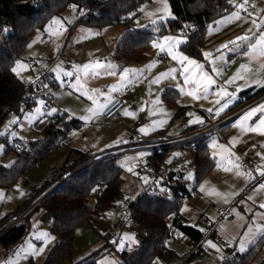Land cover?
Wrapping results in <instances>:
<instances>
[{
	"label": "rangeland",
	"instance_id": "obj_1",
	"mask_svg": "<svg viewBox=\"0 0 264 264\" xmlns=\"http://www.w3.org/2000/svg\"><path fill=\"white\" fill-rule=\"evenodd\" d=\"M238 8L243 10L244 7ZM169 12L171 15L168 14ZM83 16L86 18L85 13H83ZM172 18L173 12L168 0H153L142 7L141 14L135 17L129 25L116 23L104 27H95L78 22L79 14L77 7L71 6L47 22L44 29L36 30L32 40L15 63L14 68L17 67L18 63L27 66L19 68V75L16 74L26 84H34L37 81L38 70H52L54 77L47 84V87L42 89V94L46 97L53 96L54 102L51 104L47 103L43 98H38L31 108L23 110L21 114L12 113L8 115L0 127V133H4L0 138L5 137L6 139L8 131H11L12 138H7L6 140L12 146H15L16 150L22 142L39 140L42 138V130L48 124L51 117L59 110L79 120L81 125L69 134L61 145L55 148L48 157L41 160L34 170L20 177L13 187L6 189L0 186V230L6 225L10 227L21 209L29 205V202L33 199V197H30L31 193L42 188L47 182L52 180L40 192L44 193L53 181L61 177H68L69 173L72 176L77 171L82 170L84 167L74 171L83 162L79 160L80 152H85L95 157L100 150L105 148L106 144L113 141L118 132L124 130L118 129L116 125L123 124L122 126L129 127V131L132 134L131 137L137 138L138 136H142L143 139H148L156 132L168 129L175 119L177 120L176 126L180 124H185L188 127L197 126L198 124H188L190 119L196 118L203 119L204 123L206 122L203 111L198 107V103L195 100L189 103L190 106L183 108L181 100H179L178 104L174 105L162 99L161 94L164 88L166 86H173L183 77L180 71L181 65L177 61H174L168 55L164 56V52L153 46L149 58L142 63L117 59L114 54L118 40L129 27L130 29H138L148 25L155 26L159 22H167ZM56 21H59V23H56ZM152 21H156V23L153 24ZM50 25L51 28L49 27ZM44 33L48 37L44 38ZM153 41L162 42L163 36L156 35L152 40V45ZM39 57L41 59L39 63L33 64L32 61L37 60ZM97 61L105 66L109 64L115 66L112 69L115 74H106L105 69L101 68L98 70V75L91 69L85 75L83 65L94 64ZM150 65L151 67H149ZM73 66H77L80 69L79 73H77V67ZM58 67L65 71H72L74 75L71 78L62 76L61 79H56L55 70ZM173 68L177 69V72L174 74L175 79L169 76L161 79L159 83H152L161 73L168 72ZM124 69H129L130 71L125 76L126 84L121 87V76L124 75ZM77 74L80 76L81 87L91 92L93 99L97 101L95 105L87 96L82 95L80 90L71 86L76 82ZM108 96H111V103L117 99L122 100L127 108L132 109L130 112L133 115L122 119L121 123H115L112 120H104L100 110L101 118L99 120L92 118L88 125L83 127L85 120H82L81 117H93L94 115H91L87 110L99 108L101 104L106 102ZM40 100L44 101L43 105L39 103ZM156 101H159V103H156ZM45 107L48 108V113L45 112ZM37 108L44 115L37 113ZM52 108H55L57 111L50 114V109ZM179 109H181L180 116L176 117ZM189 113L192 115H189ZM13 120L17 122L10 123ZM138 121L141 124L136 128L135 125ZM161 121L164 123L161 124ZM140 127H145L147 132L141 133L139 131ZM218 142L216 147L213 148L211 146L212 140H210V151L218 155L219 158L215 159L214 168L200 180V186H203L204 191L206 190L207 193L204 194L205 192L203 191L204 195L200 198H186L180 208V213L193 226L199 224L196 221L199 220L201 215L207 214V216H210L207 213L208 209L218 211L219 208L233 207L237 203L236 199L245 192L244 189L241 191L240 184L238 185L234 182L239 181V177L242 175V167L237 164L236 159L232 155L225 152L224 147H221V144H218ZM0 147L3 148V151L0 152V163L5 166H11L16 160V152H6V141L1 139ZM140 153L117 157L116 163L123 169L124 183L122 193L104 212H100V214H105L108 217L107 223L91 219L78 224L74 238L73 264H83V261L95 251L102 252V255L97 259L95 264H114V262L120 261L119 253L121 251L119 249V242L123 239L124 234L127 233L136 240V226L129 211V204L144 193L146 185L143 178H139L137 165L141 159L148 157V153L143 152V156ZM175 153H180L181 155L176 156ZM183 154L181 149H174L166 161H174V157H180ZM186 156V161L193 162L191 155L186 154ZM121 164L125 166L122 167ZM65 166H68L65 169L66 171L52 179L49 173L52 171L55 176ZM127 167H131L132 172L127 171ZM225 169L228 170L226 171ZM262 183H264V180ZM259 185L260 183L256 185L257 187L255 186L257 189H253L243 197H262L264 189H261ZM97 192L95 191L91 197L93 202L97 200ZM235 194L238 196L237 198H234ZM133 196L136 198L131 199ZM125 197L129 199H125ZM43 213L42 209H38L27 219L18 222V225L27 222V232L22 240L8 247L3 246L0 241V264H44L49 250L58 240V237L50 230L52 220L44 218ZM119 218L124 221L128 220L129 222L117 228L115 222ZM44 232L55 237L54 240L49 241L46 245L43 238H38ZM105 235H107L109 242H107L108 240ZM113 241H117V243L114 244ZM29 243L38 248H44L43 253L39 256L30 255L28 253ZM135 246L136 243L125 242V248L127 249H133ZM106 247L109 248V251L103 253ZM170 247L176 252V258L184 255L187 249L183 243L178 242L174 238L170 241ZM226 249L227 247L224 248L222 253H217L215 249H212L206 255H197L196 258L211 259L217 262L221 260V255L226 256ZM260 258H264V246L261 249ZM65 264L70 263L67 262Z\"/></svg>",
	"mask_w": 264,
	"mask_h": 264
},
{
	"label": "trees",
	"instance_id": "obj_2",
	"mask_svg": "<svg viewBox=\"0 0 264 264\" xmlns=\"http://www.w3.org/2000/svg\"><path fill=\"white\" fill-rule=\"evenodd\" d=\"M152 1L0 0V127L8 115L21 114L23 100L33 90V84H26L12 69L37 29H44L46 23L53 17L73 5L77 7L80 23L95 27L116 23L129 25L141 14L142 7ZM168 2L173 18L167 22H159L155 26L148 25L138 29L129 27L116 44L114 54L117 59L145 62L149 58L153 38L156 35L162 37L172 33L185 35L186 41L180 45L181 51L191 58L202 60L201 47L208 24L234 6L233 3L229 4L228 0H168ZM83 13L86 14V18ZM5 28L7 32L4 31ZM161 96L163 100L176 104L180 95L178 90L166 88ZM179 113L180 110L176 117ZM80 125L79 120L59 110L54 119L52 117L44 127L42 138L39 140L22 142L16 150L15 146L6 140L7 138L1 137V140L6 141V152L15 151L17 157L11 166L0 163V186L6 189L13 187L20 177L34 170L41 160L48 157L61 145L64 138ZM195 158L198 169L197 182H200L216 163L215 158L211 156L207 139L197 145ZM97 159L98 157L80 152L79 160L83 162L74 171L84 168L66 179L36 208L43 210L44 218L52 220L50 230L58 237L49 250L44 264L67 262L73 264L74 238L78 224L104 212L122 193L123 169L117 165V157L99 162ZM67 167L55 174V177L63 174ZM51 181L31 193L30 197H36ZM185 182H182L181 187L184 193L187 192ZM93 188L98 191L96 202L91 199L95 192ZM181 205L182 201L179 198L172 201L156 194H149L146 189L131 202L129 211L136 226L138 243L131 251L124 248L119 253L121 264H158L171 260L176 253L174 254L175 251L170 247V241L179 233L189 235L194 242H199L203 236L201 229L186 225L183 221L170 219L172 215L180 214ZM201 220L199 219L197 223L200 224ZM7 227L8 225L3 229ZM26 232L27 222L11 226L0 236V241L3 246L8 247L22 240ZM105 237L107 238V235ZM107 240L109 242L108 238ZM263 246L264 241H258L242 255L228 250L227 264H261L264 261V258H260ZM108 247L104 248L103 253ZM101 255L102 252L95 251L83 261V264H95Z\"/></svg>",
	"mask_w": 264,
	"mask_h": 264
},
{
	"label": "crops",
	"instance_id": "obj_3",
	"mask_svg": "<svg viewBox=\"0 0 264 264\" xmlns=\"http://www.w3.org/2000/svg\"><path fill=\"white\" fill-rule=\"evenodd\" d=\"M237 1L238 0H233V4L235 5ZM262 10H264V7L257 8L251 14H246L244 13V8L243 10H240L239 8H233L228 10L221 16L215 18L208 24L201 47L202 60H196L204 64L205 70L213 76V78L217 81V85L213 87L212 93L209 94L208 99H194L192 96L187 95L186 92L181 93L179 91L178 85L184 86L187 90H191L190 85H184L183 77L180 78L178 82H176V84H174L173 86H166V88H174L178 90L180 95L179 100H181L183 108L190 106L189 103L195 100L198 103V107L201 109V111H203L205 117V112H207L206 109L213 108L215 111V109L218 107L215 101L221 98L214 95L217 88L225 87L229 93H233L234 95L227 108L220 113V115H222L223 113L232 109L234 106L242 103L243 100L254 96L256 93L264 89V87H260L255 83L256 80H264V69H262V66H264V57L257 56L253 58L245 55V53L248 51L249 41L238 39L239 37L247 36L251 38V42H254L259 37L261 32H264V11ZM236 13H239V19L234 18L231 20H227L226 23H220V21L225 20L229 16H234V14ZM253 21H255L256 23L253 24ZM164 36L177 37L182 41L181 44L186 41V37L184 34L169 33ZM230 41H236L239 45L236 51L231 50L233 48V45L229 43ZM225 44H228L229 47L224 48L223 46ZM180 45L175 49L177 53L181 52ZM204 52H211L213 55L211 58H209V60H205L203 57ZM221 54H223L226 58L225 61H220L218 59ZM166 55L167 53L164 52V56ZM213 59L216 60V67L220 70V75H217L216 73H213L211 71L212 64L209 61ZM242 66H245L243 70ZM238 72H242L240 78L233 80L231 83H226L227 81L231 80L232 77L236 76ZM166 88H164V90ZM226 99V97L222 99L221 103H224ZM179 100L178 102H180ZM178 102L176 104H178ZM261 104H264V102H262ZM106 108L101 109V112L103 113ZM126 109L129 112L132 111V109L127 108L125 104V106L121 110L120 118L112 120V122L115 121V123H121L122 119H125L127 117L123 114ZM101 112L94 115L90 119L96 118V120H99L101 118ZM243 115H241V117ZM178 116H180V113ZM241 117L223 128V136L213 135L210 136L207 140L209 146L210 140L215 138L217 141H219L218 144L223 145L225 152H228V154L232 155V157H234L236 161L238 159H247L251 161V163L253 164V168L248 170L242 167V175L239 177L240 183H238L239 181H234L235 184H240L241 191L242 189H244L245 192L242 193L239 198H237L238 196H236V194L234 195V198H237V203L233 207L228 206L223 209L219 208L218 211L208 209L207 213L210 216H207V214H203L199 218L207 219L208 221L217 224V236L211 237L208 240H212L213 242L217 243L220 247H222L223 251L224 248L227 247L226 252L228 250H232L234 254L240 253L236 250L239 246L238 242L249 228H252L253 231H257L259 226H264V217H262L261 215L264 214V208L260 207L261 204H264V195L260 198L251 196L252 199L243 197L253 189H257L256 185V187L250 186V182L254 176H260V172L257 171V168L264 169V159H262V156H264V135H262L260 132L250 130V127H255V125L259 123L261 116L259 113H257L252 118H250L247 123H244L242 125L240 124ZM90 119L87 120V124L86 121L84 122L83 127H86L88 125ZM122 125L123 124H119L116 126L118 127V129L124 130L118 132V135L113 138V141L106 144V146H104L105 148H103V150H100L95 157H100L103 154L120 147L121 145L128 144L133 141V136L131 137L132 134L129 131V127H125ZM197 126H199V124ZM129 135L131 138L129 137ZM129 138L130 140H128ZM210 153L211 156H213V153L211 151ZM214 158L218 159L219 156L215 154ZM248 173H251V178L249 177ZM263 180L264 177H262V181ZM193 186H195L199 191V196L196 198H200L207 193L206 190H203L205 192L203 194V191L200 190V182H197V180L193 181ZM240 201L243 202L241 203ZM228 208L230 209V214L228 215V217L222 218V213H224V211H226V209ZM237 212L240 213L239 216H237ZM180 215L182 216L184 224L190 226L192 225L191 223H188L186 221L187 218H185V216H183L181 213ZM196 228L200 229V224H197ZM222 228L223 231L221 230ZM233 238L235 242L231 247H229L228 239ZM207 241L203 246L204 249H201L203 251L200 253L191 252V246L184 244L187 247L184 255L178 258H176V255H174L171 260L159 262L158 264H222L223 261L221 262V260L215 262L211 259L196 258L197 255L204 256L212 250V248L207 244ZM252 245H254V243L248 245L247 250ZM175 253L176 252H174V254ZM119 264H121V258ZM261 264H264V261Z\"/></svg>",
	"mask_w": 264,
	"mask_h": 264
},
{
	"label": "built area",
	"instance_id": "obj_4",
	"mask_svg": "<svg viewBox=\"0 0 264 264\" xmlns=\"http://www.w3.org/2000/svg\"><path fill=\"white\" fill-rule=\"evenodd\" d=\"M240 4H244V13L251 14L257 8L264 7V0H247L246 4L245 0H238L233 8H238V5ZM43 36L44 38L48 37L46 33H44ZM40 60L41 59L39 57L37 60L32 62L33 64H38ZM53 77L54 72L52 70H38V78L33 84V90L25 96L21 105L20 109L22 111L31 107L38 98L45 99L47 103L52 104L54 102L53 96L50 95L46 97L42 94V89L45 87V85L50 83ZM262 102H264V89L256 93L254 96L243 100L242 103L234 106L232 109L223 113L222 115H219L218 117L209 115L207 112H205L206 122L200 126L188 127L185 124L176 126L175 124L177 120L175 119L165 131L162 130L156 132L151 138L148 139H143L142 136H138L137 138L133 137V141L131 143L121 145L120 147L103 154L102 156L98 157L97 161L99 162L121 155L147 152L148 157L146 159H141L138 162L137 170L139 171V178L147 177L149 183L145 185V189L149 194H156L172 201L179 198V200L182 202L188 197H198L199 191L195 186H193V181H196L198 178L197 162L195 158V150L197 145L201 141L208 139L210 136H223L222 130L225 126L234 122L249 109L258 106ZM124 106L125 103L122 100L117 99L111 103L105 109V111H103L102 117L106 121L119 119L121 110ZM44 110L46 113L49 112L48 108L46 107ZM52 117L54 119V116ZM140 124L141 123L138 121L135 126H139ZM6 138H12L11 131H8ZM174 149H181L184 154L180 157H174V161H166ZM186 154L193 157V162L188 160L186 161ZM236 162L245 169L253 168V164L247 159H238ZM190 171L194 174L196 179L186 182L183 181L185 180L183 177L186 176ZM49 175L52 177V179L55 177L52 171L49 173ZM70 176L71 175H68V177L65 178L61 177L60 179L53 181L46 192L39 193L36 197H33V199L29 202V205H26V207L21 209L17 218L11 223L10 227L17 225L18 222L28 218L41 204L42 200L52 193L56 188H58ZM155 181H159L160 183L156 185L154 184ZM261 181V176H254L250 182V186H255L261 183ZM182 182H185L186 185L187 192L185 193L182 192ZM161 187L168 189V191L161 192L159 190ZM229 214L230 209H227L224 211V213H222V218L228 217ZM92 219H96L102 223L108 222V217L105 214L100 213L94 215ZM170 219L176 220L177 222L183 221L180 214L172 215ZM126 222L129 221H124L123 219L119 218L115 222V226L120 228ZM10 227L8 225V227L0 233V236ZM200 229H204V231H202L203 236L199 242H194L192 237L184 233L176 234L174 239L180 243L191 246V252L200 253L203 251L201 249H204L203 246L205 242L209 238L217 236V224L210 222L207 219H202L200 221ZM106 251H109V248H107Z\"/></svg>",
	"mask_w": 264,
	"mask_h": 264
},
{
	"label": "snow or ice",
	"instance_id": "obj_5",
	"mask_svg": "<svg viewBox=\"0 0 264 264\" xmlns=\"http://www.w3.org/2000/svg\"><path fill=\"white\" fill-rule=\"evenodd\" d=\"M229 4L233 3V0H228ZM247 3V0H245V4ZM239 7L243 8L244 4H240L238 5ZM73 7L75 8L76 6L73 5ZM264 11V10H262ZM169 15H171V13H168ZM239 19V13L234 14V16H229L227 17L225 20L220 21V23H226L227 20H231V19ZM56 23H59V21H56ZM153 24L156 23V21H152ZM256 22L253 21V24H255ZM51 28V25L49 26ZM5 32H7V28L4 29ZM158 31V29H157ZM239 40H244V41H249V45H248V51L245 53V55H248L249 57H264V32H261V34L259 35V37L254 41L251 42V38L250 37H239ZM181 40L177 37L174 36H164L163 37V41L162 42H157V41H153V47H157L160 49V51L162 52H166L168 56H170L174 61H177L180 65H181V74H183V81H184V85H190L191 86V90H187L184 86H179V91L181 93H185L189 96H192L194 99H208L209 98V94L212 93V89L214 86L217 85V81L213 78V76L205 70V66L203 63L198 62L196 59H193L190 57V55L185 54V52L181 51L179 53H177L175 51V49L181 44ZM230 44L233 45V48L231 49L232 51H236L239 47V45L237 44L236 41H230ZM224 48H228L229 45L225 44L223 46ZM212 53L211 52H204L203 53V57L205 60H209V58L212 57ZM218 59L220 61H225V57L223 54H221ZM212 64V69L211 71L213 73H216L217 75H220V70L216 67V60H210L209 61ZM27 67L26 65L17 64V67L13 68L12 71L15 72L17 75H19V68H24ZM73 67H77V66H73ZM115 66L113 65H103L101 64L99 61L95 62L94 64H85L83 65V72L85 73V75L88 74L89 69H91L95 74H99V69L104 68L106 74H111L114 75L115 72L112 71V69ZM151 67V65L149 66ZM245 66H242V70ZM262 69H264V66H262ZM56 79H61L62 76H67L69 78H71L74 73L72 71H65L61 68H57L56 70ZM80 69L77 67V73H79ZM129 69H124V75L121 76V87H123L126 84V80H125V76L129 73ZM177 72V69L173 68L170 69L168 72H164L161 73L160 76L156 77L155 80L152 81V83H159L161 79L165 78V77H169L172 76L173 79H175V73ZM199 73V74H198ZM242 75V72H238L236 76L232 77L231 80L227 81L226 83H231L233 80H236L238 78H240ZM255 83L260 86V87H264V80H256ZM73 88H77L78 90H80L81 94L84 96H87L90 100H92L93 104L95 105L97 103V101L95 99H93V96L91 94V92L84 90L81 87V81H80V76L77 74L76 75V82L74 84L71 85ZM45 87H47V85H45ZM115 87V86H113ZM95 91V90H93ZM215 96L220 97L221 99H217L215 101V103L218 105V107L215 109L213 108H208L206 109L207 113L209 115H215V116H219L221 112H223L228 104L232 101L233 99V93H229L227 91V89L225 87H218L216 92L214 93ZM227 98L225 100L224 103H221V100L224 98ZM39 103L41 105L44 104L43 100H40ZM111 103V96H108L106 99V102L104 104H101L99 106V108H90L87 111L91 114V115H96L99 113V111L103 108H106L108 106V104ZM156 103H159V101H156ZM57 110L55 108L50 109V114L51 113H55ZM36 112L39 113L40 115H44L43 112H41V110L39 108L36 109ZM257 113L260 114L261 118L259 120V123L255 125V127H250L251 131H257L260 132L262 135H264V104H260L256 107H252L249 111H247L241 118H240V124H244L247 123V121L252 118L254 115H256ZM126 116H131L133 115L132 112H129L127 109L124 111L123 113ZM189 115H192L191 113H189ZM91 118V116H82L81 119L82 120H89ZM16 120L11 121L10 123H16ZM164 122L161 121V124H163ZM204 121L203 119L200 118H196V119H190L188 121L189 125H193V124H203ZM139 131L141 133H146L147 129L145 127H140ZM4 135V133H0V136ZM13 135H15V133H13ZM217 145V141L215 138L212 139V147L215 148ZM221 147H223V145H221ZM3 151V148L0 147V152ZM141 156L144 155L143 152L140 153ZM176 156L181 155L180 153H175ZM213 156L215 157V153H213ZM262 159H264V156H262ZM122 167H124V164H121ZM226 171L228 169H225ZM127 171L132 172V168L131 167H127ZM257 171L260 172V176L264 177V169H260L257 168ZM249 177L251 178V173H248ZM186 181H192L195 180L196 177L194 176V174L190 171L186 176L183 177ZM143 181L145 184H148L149 181L147 179V177L143 178ZM160 182L159 181H155L154 184L158 185ZM259 187L261 189H264V183H260ZM93 191H96L95 188L92 189ZM155 190V189H153ZM161 192H167L168 189L161 187L159 189ZM200 190L203 191V186H200ZM136 197L133 196L131 197V199H135ZM125 199H129L128 197H125ZM248 199H252L251 196L248 197ZM241 203L243 201H240ZM261 208H264V204L260 205ZM234 210V209H233ZM237 216L240 215V213H236ZM262 217H264V214H261ZM242 218V217H241ZM223 231V228L221 229ZM201 231H204V229H201ZM38 238H43L45 245L49 242L55 239V237L50 236L47 232L41 233V236ZM126 241H130L131 243H138V241L135 240L134 237L129 236L127 233L124 234L123 239L119 242V249L120 251H123L125 248V242ZM258 241H264V226H259L257 231H253L252 228H249L248 231L244 234V236L239 240L238 244V249H236L238 252L240 253H244L247 250L248 245L253 244V243H257ZM234 238L233 239H228V246L231 247L234 243ZM113 243H117V241H113ZM207 244L212 248L215 249L217 253H222L223 249L215 242H213L212 240H208ZM129 251H131V248L128 249ZM44 251V248H38L35 245L29 243L28 246V253L32 256H39L40 254H42ZM221 261H224L225 264H227V259L225 255H221L220 256ZM114 264H119L118 261L114 262Z\"/></svg>",
	"mask_w": 264,
	"mask_h": 264
},
{
	"label": "water",
	"instance_id": "obj_6",
	"mask_svg": "<svg viewBox=\"0 0 264 264\" xmlns=\"http://www.w3.org/2000/svg\"><path fill=\"white\" fill-rule=\"evenodd\" d=\"M133 207V205H131V208Z\"/></svg>",
	"mask_w": 264,
	"mask_h": 264
},
{
	"label": "bare ground",
	"instance_id": "obj_7",
	"mask_svg": "<svg viewBox=\"0 0 264 264\" xmlns=\"http://www.w3.org/2000/svg\"><path fill=\"white\" fill-rule=\"evenodd\" d=\"M116 101V100H115ZM122 108V107H121Z\"/></svg>",
	"mask_w": 264,
	"mask_h": 264
}]
</instances>
